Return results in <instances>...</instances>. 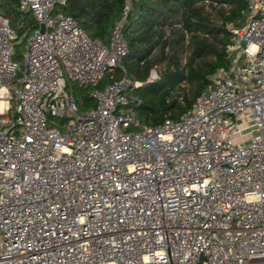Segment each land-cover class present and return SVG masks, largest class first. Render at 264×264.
<instances>
[{
  "label": "built area",
  "instance_id": "built-area-1",
  "mask_svg": "<svg viewBox=\"0 0 264 264\" xmlns=\"http://www.w3.org/2000/svg\"><path fill=\"white\" fill-rule=\"evenodd\" d=\"M246 1L229 65L178 120L140 127L131 0L108 44L67 0H18L37 25L21 65L0 0V264H264V0ZM108 73L81 112L73 86Z\"/></svg>",
  "mask_w": 264,
  "mask_h": 264
},
{
  "label": "trees",
  "instance_id": "trees-1",
  "mask_svg": "<svg viewBox=\"0 0 264 264\" xmlns=\"http://www.w3.org/2000/svg\"><path fill=\"white\" fill-rule=\"evenodd\" d=\"M125 0H67L58 10L71 16L92 40L108 44L112 28L123 15ZM2 14L9 21L19 57L25 39L37 29L29 14L18 11V0H1ZM246 0H131L123 23L127 53L122 65L141 82L131 93L140 127L160 125L165 118L178 120L208 86L211 76L230 63L227 46L229 27H241ZM152 69L159 79L148 82ZM119 76V71L114 72ZM111 82L108 73L96 86H73L81 112L95 106L92 88Z\"/></svg>",
  "mask_w": 264,
  "mask_h": 264
},
{
  "label": "rangeland",
  "instance_id": "rangeland-1",
  "mask_svg": "<svg viewBox=\"0 0 264 264\" xmlns=\"http://www.w3.org/2000/svg\"><path fill=\"white\" fill-rule=\"evenodd\" d=\"M19 43V42H18ZM18 43H16L17 45H18ZM16 45V46H17ZM15 46V47H16ZM14 55H15V52H14ZM14 55H13V59L16 61V62H18L20 65H21V63H22V53L19 55V57H17V58H14ZM19 76V74L17 75V77ZM52 120H54V119H52ZM62 121H57V123H55V125H57L59 128L61 127V125H62Z\"/></svg>",
  "mask_w": 264,
  "mask_h": 264
},
{
  "label": "water",
  "instance_id": "water-1",
  "mask_svg": "<svg viewBox=\"0 0 264 264\" xmlns=\"http://www.w3.org/2000/svg\"><path fill=\"white\" fill-rule=\"evenodd\" d=\"M40 31H43V26H40ZM240 46L243 48L245 46L244 42L240 43Z\"/></svg>",
  "mask_w": 264,
  "mask_h": 264
}]
</instances>
